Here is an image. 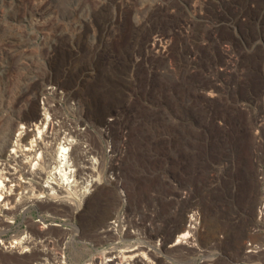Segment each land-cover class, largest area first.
<instances>
[{
  "label": "rangeland",
  "instance_id": "1",
  "mask_svg": "<svg viewBox=\"0 0 264 264\" xmlns=\"http://www.w3.org/2000/svg\"><path fill=\"white\" fill-rule=\"evenodd\" d=\"M103 1L0 0V133L8 135L13 130L15 120L9 113L16 114L19 107H14L10 102L22 88L31 85L32 89H30L29 94L31 92L35 93L39 99L42 88L48 81L59 83L54 73L47 67L48 54L53 52L50 44L51 42L58 44V55L56 57L62 53L66 54L62 64L63 67L67 65L69 69L73 70L77 66V72L74 74L76 76H73L74 79L72 78V87L83 85L95 78L98 80L101 77L98 80L99 83L106 82L110 84L112 90H119L122 96V104L111 108L106 113L107 115L104 114L105 116L102 115L101 118L96 119L97 121H93V126L87 123V127L81 124L80 128H85L91 145L100 150L101 134L97 131V127L107 119H112L109 135L113 140L115 152L119 154L121 173L126 180L131 205L147 203L150 200L148 194L152 191L175 190L169 186L167 181L171 177L176 178L181 191H187L188 203L194 202L201 209L202 203L199 199L203 193L210 191L213 194L212 197L219 199L217 197L220 195L225 199V201L220 200L223 201L220 202L222 204L217 203V205L220 208H224V206L227 208L232 207L231 209L240 222L243 221L244 214L236 208L239 201L248 198L254 199L251 214L247 218V226L243 231V235L239 237L237 245L227 248L228 232L220 225L214 227L211 236H209L210 238L206 239L210 240L216 233H222L225 237V248L235 253L240 248L242 239L248 236V228L254 220V208L259 189L255 175L259 164L264 167V127L259 126L261 123L260 118L264 117V99L250 98L243 95L242 90L240 91L238 87L230 86L227 88L223 85L222 80L215 81L216 83L220 82L221 89L226 88L224 91H230L229 97L224 100L223 110L225 116L238 120L242 124V126H236L234 129L229 130L218 122L214 124L213 131L220 133L218 134L220 140L219 144L217 143L216 153H219L222 148L229 150L235 147V149H239L240 158H243L249 166V174L240 173L242 166L237 164V160H233L231 157L221 160L217 156L200 159L196 163L193 172L192 152L186 154L185 145L181 140L180 118L176 108L169 107L164 94L167 85H165V82L177 83L181 75L174 61L171 58H164L160 52H155V49L152 50L151 45L159 38L170 39L172 49L175 48L174 50L171 49L172 54L179 53L181 55L180 63H184L185 55L192 48V44L187 37L190 28H184V22L190 20L191 24H194L193 31L196 32L198 41L201 42L200 46L203 49L207 48V52L211 51L210 53H212L214 51L213 62L217 64V67L227 62L229 58L227 55H230L236 49H241L246 56L253 58L257 52H261L263 47V37L259 27L262 17H259V15L264 12V6H260L261 9H257L255 4L247 6L252 11L249 19L250 26L247 30L240 31L238 25L247 23L246 16H241V20L237 24L229 23V20H233L240 10L237 8H231L229 11H227L228 9H222L221 0H210L213 1L211 5L214 7L212 19L218 21L215 26H211V23L209 24L199 17L187 1L170 0V2L177 5L173 10H158L156 20L140 24L133 34L131 32L133 17L140 18L152 0H129L127 5L122 7L123 15L120 18L114 15L112 6L103 5ZM191 2L194 3L195 0H191ZM163 7L164 5L161 8ZM252 17H254V20ZM199 18L201 19L199 20ZM213 21L211 20V22ZM118 23L122 27L121 31L118 29ZM179 24L180 26H178ZM213 28H215L216 33L212 34L213 41L208 44L204 39L208 36V31ZM109 30H113L115 33L111 44L113 53L117 57V62L114 65L106 59V48L109 45L104 41L103 33L107 34ZM228 34H231L234 44L228 39L223 40L220 44L214 41L216 37ZM199 35L200 38L202 37L201 40ZM99 49L101 50L99 51ZM228 52L230 53L227 54ZM75 56H78L79 59ZM77 61L78 63L75 65ZM60 70L64 71V68L61 67ZM102 74H105L104 78L106 79L102 78ZM199 80L201 83H211L214 81V76L203 74L199 76ZM152 81L154 86L151 87ZM114 84L116 85L114 86ZM74 90L76 91V88ZM5 104L8 108H5ZM239 104L242 106H239ZM39 106L42 105L39 103ZM64 112L70 121L75 119V115L69 110L64 109ZM6 115L11 117L6 118ZM255 119L258 120L257 123L254 122ZM186 122L185 124H187ZM193 127L190 128L193 130ZM238 136H242L243 141L238 140ZM258 141L260 143H257ZM164 177L165 181L162 179ZM103 188L102 193H108L107 196L110 199L112 198L108 207L109 215L100 223L96 220L98 216H92L91 214V224L88 221L90 227H87L82 234L77 235L79 237L68 231L73 225L79 227L80 222L68 213L69 208L66 203L64 204L65 208L61 204L65 214L60 215L58 212H54L55 217L64 218L65 220L55 218L49 221L46 220L45 225L47 227L40 229L37 227L38 223L35 222L37 229L34 228V232L40 233L43 231L42 235L45 233L53 237V239L49 238L48 245L54 251H57V245L62 238L67 239L64 255L67 264L84 263L85 245L82 244V241L96 237V229L112 215L118 204L114 192L109 188ZM133 189L136 190L135 196L132 192ZM232 193L234 197H231ZM174 203L173 200H170L161 204L160 212L156 216V224L151 232L155 234L164 232L161 219L168 214L169 210L175 205ZM56 205L53 199L44 206L48 208L51 206L52 209ZM187 205L185 204L179 209L176 217L174 213L175 224L179 222V218L183 220V210ZM140 214L143 219L149 217L146 212ZM35 219H37L36 210L27 213L25 219L18 216L14 219L11 229L4 234L3 238L8 239L14 234L21 235L24 231L30 234L31 230H29L27 222ZM48 222H50L49 225ZM54 223L60 224V226L54 225ZM65 223H70V225L65 226ZM206 240H202V242L205 243ZM52 241L53 244H51ZM74 252L77 253L75 256H73ZM38 255L39 251L36 250L21 255L0 252V264H35V257ZM186 264L190 263L187 261Z\"/></svg>",
  "mask_w": 264,
  "mask_h": 264
},
{
  "label": "bare ground",
  "instance_id": "2",
  "mask_svg": "<svg viewBox=\"0 0 264 264\" xmlns=\"http://www.w3.org/2000/svg\"><path fill=\"white\" fill-rule=\"evenodd\" d=\"M185 1H187L190 4V7L198 13L199 17H201L207 23H211V26L217 25L218 21H216L214 18L212 19L214 7L211 5V2L213 1L195 0L194 3L191 2V0ZM128 2L129 0H104L103 5H111L114 9V15L120 18L123 15L122 7L127 5ZM221 4L222 9H228L227 11H229L231 8H237L240 10L233 20H229V23L231 24L239 23L241 16H246L245 20H247V23H241L238 25L240 31H244L250 26L249 19L250 12H252L247 8V6L250 4H255V7L259 9L260 6H264V0H221ZM163 5L164 7L161 8ZM176 6L177 5L170 2V0L150 1L147 9L140 18L135 16L133 17L131 23V32L134 34V32L137 31L138 26L142 23L156 20L158 10L163 9L171 11ZM245 8L247 9L245 10ZM260 16L262 17V20L259 22V27L262 32L263 47L261 46V52H257L253 58L246 56L241 49H236L233 52L231 51L232 53L228 52L227 54L230 53V55H227L229 56L227 62L217 67V64L213 62L215 57L213 54L214 51L212 53H210L211 51L207 52V48L203 49L200 46L201 42L198 41L197 35L195 34L196 32L193 31L194 24H191L190 20L184 22V28H190V32L187 37L192 44V48H190L187 52V55H185L184 63H180L181 55L179 53H175V55L172 54L173 52H171L172 47L170 44V39L159 38L151 45L152 50L155 49V52H160L164 58H171L181 75L177 83H168L164 80L165 85L167 84L164 94L166 100L168 101L169 107L176 108L180 118L181 140L185 145L186 154L192 152L193 172L195 171L197 165L196 163L199 162L200 159L204 157L205 159L206 157L214 158L217 156L218 159L221 160H225L230 157L233 160H237V164L242 166L240 173L242 174L243 172L249 174V166H247L248 164L245 163L243 158H240V153L238 151L239 149L237 150L235 147H233L232 149H229V151L226 148H222L219 153H216V148L220 140L218 134L220 133L213 131L214 124L218 122L225 128H228V130L234 129L236 126H242V124L238 120H235L227 115L225 116L223 110L225 103L224 100L229 97L230 91H224L226 88H224V90L221 89L219 85L220 82L216 83L215 81L222 80L224 82L223 85H225L227 88L230 86L238 87L240 91L242 90L243 95L249 96L250 98L264 99V12L260 14L259 17ZM201 18H199V20ZM252 18L254 20V17ZM211 20L214 21L211 22ZM180 24L178 26H180ZM117 26L121 31V25L118 23ZM213 33H216L215 28L211 29V31H208V36L206 39H204V41L206 40L208 44L213 41ZM230 35H221L216 37V39L214 38V41L220 44L223 40L228 39L230 42H232V44H234V39L231 38ZM50 45L52 46L51 51L53 52L48 54L49 62L47 67L54 73L55 78L58 79V84L65 88L66 91L63 98H57L56 95H52L53 97L41 101L39 100L40 98L38 99V96L35 93L31 92L29 94L30 89H32L31 85L22 88L11 99L10 102V104L14 107H19L16 114L9 113L15 120L13 130L8 135L0 133V252L21 255L27 251L23 245V243H25V245H31V249L39 251V255L35 257V264H67L63 258L56 255V252L50 251L53 248L46 251L39 250V246H41L39 244L41 241L40 237L46 234L44 233V235H42L43 231L40 232L41 234L39 232L33 231V229L36 228L35 222L37 220H30L27 222L29 225V230H31L30 234H14L8 239H4L3 236L11 229L14 219L18 216H21L23 219H25L27 213H30L33 210L47 215V213L53 209L50 208L51 206L48 208L44 205L53 199L57 204L53 212H58L60 215L65 212L63 207H61V204L64 205L69 200V196L65 193L63 188V183H65L67 180L64 173L67 171L66 168L69 164V160H71L72 164L76 167L78 173L83 171V149L79 143V127L81 124L87 123H90L93 126V121L108 113L111 108L122 104V96L120 95L119 90H112L110 84L106 82L99 83L98 80L99 78L101 79L99 74L98 80L97 78H92L93 80L88 79L89 81L87 83L72 87L73 79L76 76L74 74L77 72V66L71 70L69 69V66L65 64L67 62H65L64 64L67 67H63L62 64L66 54L64 55L62 53L56 57L58 55L57 48L59 45L55 44L54 42H51ZM153 57H155V55H153ZM80 59L82 60L81 57ZM76 63H78V61L75 62V65ZM61 67L64 68V71L60 70ZM203 74H210L211 76H214V81L211 83H201L199 76ZM102 75V78H104L105 74ZM212 79L210 80L212 81ZM49 82L50 81L47 83ZM151 84V87L154 86L153 81ZM115 85L116 84H114V86ZM75 88L76 91L74 90ZM52 93L54 94V92ZM37 99L40 101L39 103L42 106H39ZM240 105L241 104H239V106ZM5 106V108H8L6 104ZM64 109L69 110L73 115H75V119H73V121H70L66 117L64 114ZM6 116V118L11 117L10 115ZM185 121H187V124H185ZM259 121L261 122L259 126L264 127V117H261ZM254 122L257 123L258 120L255 119ZM190 127H193V130ZM72 137H75V139H72ZM237 139L243 141L242 136H238ZM68 140L74 142V144L72 143L73 145L69 156L67 157L65 154L60 153L62 156L58 155V161H56V159L52 156L53 149H55V153L65 151V144L68 142ZM56 169L59 174V178L57 180H52L51 171L56 174ZM78 182L79 181L77 179L75 184H78ZM102 190H104V188L99 186L97 191L89 195L83 201L81 207L77 208L76 213L71 214L72 217H75L80 222L79 227L73 225L68 230L69 232L73 233L72 235L77 236L82 234L87 227H90L88 226V221L91 224V214L92 216H98L96 220L100 223L105 217L109 215L108 207L111 204L112 198L110 199L109 196H107L108 193L103 194ZM105 190L107 191V189ZM132 192L135 196L136 190L133 189ZM212 195L213 194H211L210 191L205 192L199 199V201L202 203L201 211L203 214V226L200 239L206 240L207 238H210L209 236H211L210 234H212L211 232L213 228L220 225L223 226L228 232L227 248H231L232 246L237 245L239 237L243 235V231L247 226V218L250 216L253 208L254 199L247 197L248 199L239 201V207L237 206L236 208L238 211H242L244 214L242 219L243 221L241 220L242 222H240V220H237V215H235V212L231 209L232 207L227 208L223 205L224 208H220L217 205V203L220 205L222 204L220 202L225 201L223 197H220L219 195V197H217L219 199H216L214 196L212 197ZM228 196L230 197V194ZM231 197H234L233 193L231 194ZM117 199L118 196L116 195V200ZM68 213L70 214V212ZM177 215L178 214L175 213L174 216L176 217ZM179 219L180 220L175 224V227H177V230H183V220H181V218ZM104 222L105 221H103L102 224ZM208 240H206V242ZM53 241L51 244H53ZM76 254L77 253L74 252L73 256Z\"/></svg>",
  "mask_w": 264,
  "mask_h": 264
},
{
  "label": "built area",
  "instance_id": "3",
  "mask_svg": "<svg viewBox=\"0 0 264 264\" xmlns=\"http://www.w3.org/2000/svg\"><path fill=\"white\" fill-rule=\"evenodd\" d=\"M103 34L104 41L109 45L106 48V59L114 65L117 57L113 53L111 44L115 33L109 30L107 34ZM65 91L64 87L50 81L42 88L40 100L50 98L52 95L61 98ZM111 122L112 119H107L97 127V131L101 134L100 150L91 145L85 128L79 127V143L83 149V171L78 173L69 160L67 171L64 173L67 180L63 183V188L69 196L66 204L70 214H75L77 208H80L83 201L95 193L99 186L111 189L119 199L112 215L96 229V237L82 241L85 245L83 264H186L187 261L190 264H264V167L262 165H258L255 175L259 189L254 208V220L248 228V236L242 239L240 248L233 253L225 248V237L222 233H216L207 242H202L200 239L203 226L202 211L198 204L187 202V191H181L175 177L167 180L169 186L175 190L152 191L148 194L150 200L147 203L131 205L126 180L121 173L119 154L115 152L113 140L109 135ZM83 125L87 127V124ZM71 140L65 144V151L55 153L53 149L52 156L56 161H58V155L69 156L74 144ZM57 169L56 174L51 171L52 180L59 178ZM77 179L79 182L75 184ZM162 179L165 181V177ZM170 200H173L175 205L161 219L164 232L158 234L151 232L156 224V216L160 212L161 204ZM185 204L187 206L183 210V230H177L173 213H178ZM52 209L47 215L37 212L35 220H37L38 228L47 227L46 220L54 218L65 220L55 217L53 212L55 207ZM143 212H146L149 217L143 219L140 214ZM54 225L60 226L56 223ZM66 225L70 223H65ZM28 233L24 231L22 235ZM49 238L53 239L50 235L40 237L39 250L51 249L48 245ZM66 243L67 239L62 238L57 245V251L53 249L50 251L56 252L57 256L64 259ZM23 245L27 249L26 252L34 250L31 249V245L28 246L25 243Z\"/></svg>",
  "mask_w": 264,
  "mask_h": 264
}]
</instances>
